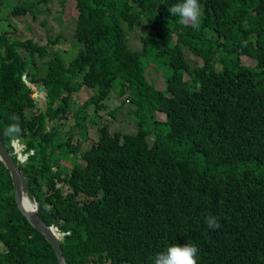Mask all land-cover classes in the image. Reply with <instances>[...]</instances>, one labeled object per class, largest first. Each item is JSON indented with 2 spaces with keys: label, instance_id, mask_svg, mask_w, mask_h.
Instances as JSON below:
<instances>
[{
  "label": "trees",
  "instance_id": "1",
  "mask_svg": "<svg viewBox=\"0 0 264 264\" xmlns=\"http://www.w3.org/2000/svg\"><path fill=\"white\" fill-rule=\"evenodd\" d=\"M179 2L74 0L72 37L80 46L66 60L49 52L58 35L39 44L10 36L12 24L0 31V141L39 216L61 232L67 264H153L158 252L185 243L197 246L198 264H264V0H199L198 27L167 11ZM33 4L8 11L24 14ZM133 27H142L140 48L124 35ZM151 70H159L162 88L149 81ZM81 86L91 93L66 126L67 101ZM110 92L119 103L108 113L126 103L134 131L101 123L76 153L85 134L70 128L98 118ZM13 114L22 161L3 135ZM60 132L65 138L56 141ZM60 147L69 168L59 163ZM209 215L219 229L207 227ZM0 264H56L49 242L16 207L1 161Z\"/></svg>",
  "mask_w": 264,
  "mask_h": 264
},
{
  "label": "rangeland",
  "instance_id": "2",
  "mask_svg": "<svg viewBox=\"0 0 264 264\" xmlns=\"http://www.w3.org/2000/svg\"><path fill=\"white\" fill-rule=\"evenodd\" d=\"M16 1L18 3H27L31 0H0V31L2 29H7L12 24L13 29L11 30V32L13 34L10 36H16L21 39L28 37L32 40H35L39 44L46 42L47 38L53 39L54 37H56V35H58L57 41L55 43H50L49 52L51 53L53 52V50L58 52V55H61L64 60H66L70 56L72 57L75 54L77 46H80V43H74V39L72 37L74 19L76 15L74 0H47L46 2H42L41 0H34L35 4H33L31 10L26 11L24 14H10L8 10L13 4L17 3ZM5 8L6 12H8L7 17L4 14ZM42 20L44 21V23H41ZM141 28L142 27H133L131 29L124 28V35L128 40L130 47L140 48L139 32ZM186 53L191 64L200 63L199 58L191 55L189 52ZM47 58L48 55L44 56L43 58H37L36 60L40 63L42 60H46ZM240 59L243 64H253V59L245 54H241ZM149 61L152 60L148 56L146 60H143V63H148ZM152 67L156 66L153 64H148L146 66V69H150ZM148 78L155 87H163V78L160 75L159 70L149 71ZM36 92L38 93L37 90ZM90 93L91 90L84 86H81L79 89L71 93L67 101L69 108L65 112L67 120L66 126L73 122L70 112L76 110L78 104L81 103ZM39 94L42 95L43 92H39ZM43 103L44 98L38 97L37 105H41ZM118 103L119 97H117L113 92H110L109 96L104 101V109L99 110V116H97L98 118L92 119L93 121L86 118L82 121L81 128L78 126H73L72 128H70V132L72 134H85V138L81 139L78 144H75L77 146L76 153L88 147V145L96 138L95 127L101 123H106L110 131H134L132 118L128 116V114H126L128 113V106L126 103L121 104L118 108L113 109L112 115L108 113V111L112 110V108H114ZM30 112H36V109L32 108ZM25 113L28 114L29 112L26 111ZM155 116L156 119L163 118V114L160 113H156ZM52 122V119H46V127L48 128ZM59 123L60 120L56 122V124ZM57 138L58 140L56 141H63L65 137L63 133L60 132ZM75 138L76 137L74 136L71 139V142H76ZM10 143L11 145H13L11 141ZM17 144L22 146V142L20 140ZM12 152L19 159V161L24 160V158L26 157V154L20 152L19 149L15 150L14 146ZM56 156L60 157L61 159L59 163H64V165H66V168H69V165L63 161L66 160L67 157L65 156L62 147L59 148V153ZM61 188L62 191L67 190L66 185L64 184H61Z\"/></svg>",
  "mask_w": 264,
  "mask_h": 264
},
{
  "label": "clouds",
  "instance_id": "3",
  "mask_svg": "<svg viewBox=\"0 0 264 264\" xmlns=\"http://www.w3.org/2000/svg\"><path fill=\"white\" fill-rule=\"evenodd\" d=\"M167 11L171 14V16L178 17V22L186 27L199 26L201 18V6L199 0H181V2L169 6ZM9 119L14 122L5 127L3 135L8 137L15 145L19 142V138L22 135L20 117L13 114L9 117ZM11 146L13 148V145ZM21 147H23V145ZM204 220L208 228H220V224L217 222V218L215 216H206ZM197 254L198 248L194 244H171L166 248V250L158 252L152 260L153 264H198Z\"/></svg>",
  "mask_w": 264,
  "mask_h": 264
},
{
  "label": "water",
  "instance_id": "4",
  "mask_svg": "<svg viewBox=\"0 0 264 264\" xmlns=\"http://www.w3.org/2000/svg\"><path fill=\"white\" fill-rule=\"evenodd\" d=\"M28 66V65H27ZM27 74V70L24 71L22 75V79H25V75ZM37 92L33 95L35 98L42 97L44 98V87L39 85L37 87ZM39 92H43V94H39ZM0 161L5 166L8 171L12 190H13V198L16 204V207L19 211L24 215L27 222L32 225L36 230H38L44 238L51 245L55 256H56V264H67L66 259L62 255L59 240L61 238V232L58 227L52 224H47L45 221L39 216L37 213V202L34 198H31L30 205L25 206L22 204L23 197L28 196L29 189L26 184L25 176L23 172H21L15 165V161L13 160L10 152L5 148V146L0 141ZM33 182L36 184L35 179L32 178Z\"/></svg>",
  "mask_w": 264,
  "mask_h": 264
},
{
  "label": "bare ground",
  "instance_id": "5",
  "mask_svg": "<svg viewBox=\"0 0 264 264\" xmlns=\"http://www.w3.org/2000/svg\"><path fill=\"white\" fill-rule=\"evenodd\" d=\"M30 203H31V201L29 200L28 196L23 197V199H22V204L23 205H25V206H31Z\"/></svg>",
  "mask_w": 264,
  "mask_h": 264
},
{
  "label": "built area",
  "instance_id": "6",
  "mask_svg": "<svg viewBox=\"0 0 264 264\" xmlns=\"http://www.w3.org/2000/svg\"><path fill=\"white\" fill-rule=\"evenodd\" d=\"M21 147V146H20Z\"/></svg>",
  "mask_w": 264,
  "mask_h": 264
}]
</instances>
